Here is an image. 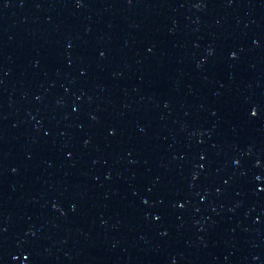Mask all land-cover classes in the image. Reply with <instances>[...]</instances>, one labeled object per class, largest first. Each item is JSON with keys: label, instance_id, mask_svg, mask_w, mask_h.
<instances>
[{"label": "water", "instance_id": "1", "mask_svg": "<svg viewBox=\"0 0 264 264\" xmlns=\"http://www.w3.org/2000/svg\"><path fill=\"white\" fill-rule=\"evenodd\" d=\"M0 264H264V0H0Z\"/></svg>", "mask_w": 264, "mask_h": 264}]
</instances>
